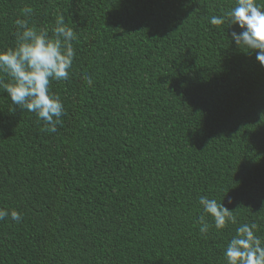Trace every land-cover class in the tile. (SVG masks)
<instances>
[{
	"label": "trees",
	"instance_id": "trees-1",
	"mask_svg": "<svg viewBox=\"0 0 264 264\" xmlns=\"http://www.w3.org/2000/svg\"><path fill=\"white\" fill-rule=\"evenodd\" d=\"M234 4L0 0V49L18 18L77 35L55 133L0 89V208L21 214L0 220V264H226L239 224L264 238V66L210 23ZM203 195L237 224L201 233Z\"/></svg>",
	"mask_w": 264,
	"mask_h": 264
},
{
	"label": "clouds",
	"instance_id": "clouds-1",
	"mask_svg": "<svg viewBox=\"0 0 264 264\" xmlns=\"http://www.w3.org/2000/svg\"><path fill=\"white\" fill-rule=\"evenodd\" d=\"M32 11L31 7H26L23 14L27 17ZM226 22L229 27L238 26L240 29L230 32L231 42L234 41L239 48H247L248 52L254 51L256 60L264 66V3L259 0H235L227 13L210 18L212 25L220 26ZM15 24V46L0 49V73L10 78L7 82L0 78V89L7 93L13 105L34 112L44 122L45 131L55 133L66 109L49 85L52 80L67 81L70 78L76 56L73 42L77 35L65 23L63 15L56 16L51 29L29 26L26 18H18ZM86 79L91 85V77ZM228 203H232L231 199ZM199 204L202 207L198 221L201 233H207L213 225L221 230L229 224H237L233 209H229L224 202L219 203L203 195L199 197ZM9 215L13 221L21 220L18 211L0 208V220ZM206 216L211 217V223ZM257 232L255 222L239 224L224 249L226 264H264V238Z\"/></svg>",
	"mask_w": 264,
	"mask_h": 264
}]
</instances>
